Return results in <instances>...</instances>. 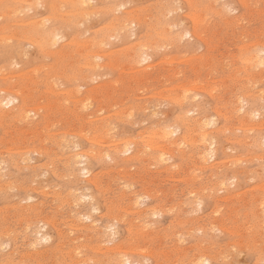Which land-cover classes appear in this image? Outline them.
<instances>
[{
  "label": "rangeland",
  "instance_id": "obj_1",
  "mask_svg": "<svg viewBox=\"0 0 264 264\" xmlns=\"http://www.w3.org/2000/svg\"><path fill=\"white\" fill-rule=\"evenodd\" d=\"M46 1L0 0V99L21 91L0 109V264H108L104 251L122 244L130 264H193L201 256L208 264H264V66L249 65L264 48V0ZM126 17L134 22L122 28ZM46 28L63 38L52 43ZM238 103L260 112L243 129L237 118L247 112L237 113ZM21 104L38 114L23 118ZM197 117L207 120L202 131L215 130L217 154L209 161L182 147L180 132L168 137L179 140L177 148L160 138L178 119ZM131 139L137 142L125 151ZM151 141L167 149L158 162Z\"/></svg>",
  "mask_w": 264,
  "mask_h": 264
},
{
  "label": "bare ground",
  "instance_id": "obj_2",
  "mask_svg": "<svg viewBox=\"0 0 264 264\" xmlns=\"http://www.w3.org/2000/svg\"><path fill=\"white\" fill-rule=\"evenodd\" d=\"M50 1V0H49ZM49 1L47 0L46 2H48L47 4H49ZM55 1V0H54ZM53 1V3H55ZM57 1V0H56ZM63 1V0H62ZM89 1H91V0H78V2H79V5L80 6H82V7H84V6H86L87 4H88V2ZM110 1V0H109ZM108 1V2H109ZM125 1V0H124ZM182 1V0H181ZM217 1V0H216ZM30 1H28V3H29ZM50 2H52V1H50ZM57 2H59V1H57ZM75 2V1H74ZM172 2V1H171ZM91 3V2H90ZM211 3V2H210ZM245 3V2H244ZM44 4H46V3H44ZM68 4H71V3H68ZM121 4H123V3H121ZM161 4V3H160ZM14 5H16V4H14ZM35 4H33V6H34ZM61 5V4H60ZM73 4H71V5H69L70 7L72 6ZM78 5V6H79ZM92 5V4H91ZM116 5V4H115ZM126 5V4H125ZM173 5H174V3H173ZM23 6V5H22ZM25 6V5H24ZM30 6V5H29ZM69 6H68V8H69ZM79 6V7H80ZM95 6V5H94ZM94 6L92 7V9L94 8ZM97 6V5H96ZM101 6V5H100ZM170 6H172V5H170ZM16 7V6H15ZM56 7V6H55ZM58 7V6H57ZM56 7V8H57ZM78 7V9H80ZM105 7V6H104ZM113 7V6H112ZM164 7V6H163ZM231 7V6H230ZM6 8V7H5ZM23 8V7H22ZM66 8V7H65ZM72 8V7H71ZM75 8V7H74ZM77 8V7H76ZM90 8H91V6H90ZM116 8V7H115ZM171 8H173V7H171ZM54 9V7H53V5H52V9L51 10H53ZM57 9H59V7L57 8ZM57 9H55V10H57ZM137 9V8H136ZM229 9V8H228ZM48 10H49V8H48ZM65 10H67V8L65 9ZM64 10V13H66V12H68V11H65ZM106 10H107V8H106ZM164 10H166V9H164ZM18 11H19V9H18ZM57 11H59V10H57ZM74 11H76V10H74ZM80 11V10H79ZM78 11V12H79ZM87 11V10H86ZM95 11V10H94ZM108 11V10H107ZM106 11V12H107ZM119 11V10H118ZM48 12H51V11H48ZM71 12H73V9L71 10ZM84 13L85 12V9H84V12H83V10H81L80 11V15H83L84 16V14H82V13ZM88 12V11H87ZM90 12V11H89ZM88 12V13H89ZM92 13H93V11H91ZM114 12V11H113ZM112 12V13H113ZM138 12V11H137ZM137 12H136V14H137ZM222 12V11H221ZM52 13H54V12H52ZM63 13V12H62ZM131 13V12H130ZM230 13V12H229ZM12 13H10V15H11ZM16 14V13H15ZM73 14V13H72ZM72 14H70V15H72ZM95 14V13H94ZM124 14H125V12H124ZM133 14V13H132ZM139 14V13H138ZM137 14V15H138ZM195 14V13H194ZM37 15V14H36ZM59 15V14H58ZM65 15H67V14H65ZM74 15V14H73ZM79 15V16H80ZM114 15H115V13H114ZM141 15V14H140ZM169 15V14H168ZM75 16H76V14H75ZM82 16V17H83ZM119 16V15H118ZM126 16V15H125ZM165 16V15H164ZM70 17V16H69ZM85 17V16H84ZM89 17V16H88ZM116 17V16H115ZM193 17H197L196 15L195 16H193ZM61 18H63V16L61 15ZM75 19H79V17L77 16V18L76 17H74ZM122 18V17H121ZM171 18V17H170ZM35 19V18H34ZM118 19V18H117ZM116 19V20H117ZM146 19V18H145ZM192 19V18H191ZM197 19V18H196ZM196 19H194V20H196ZM43 20L44 19H42V20H38V22L39 21H42L43 22ZM87 20V19H86ZM123 20V19H122ZM121 20V21H122ZM158 20V19H157ZM160 20V19H159ZM158 20V21H159ZM204 20V19H203ZM24 21H26V20H24ZM28 21V20H27ZM26 21V22H27ZM34 21V20H33ZM69 21V20H68ZM77 21V20H76ZM80 21V20H79ZM81 21H82V19H81ZM90 21V20H89ZM131 21H133L134 22V20H131V19H129V18H125L124 20H123V22H122V25H120V26H122V28L123 27H125L128 23H131ZM17 22V21H16ZM37 22V23H38ZM74 22H75V20H74ZM119 22V21H118ZM175 22V21H174ZM18 23H21V24H23L22 22H18ZM36 23V24H37ZM44 23V22H43ZM62 23V22H61ZM68 23V22H67ZM161 23V22H160ZM180 23V22H179ZM197 23H198V21H197ZM196 23V24H197ZM26 24V23H25ZM72 24H74V23H72ZM76 25H77V23H75ZM120 24V23H119ZM195 24V25H196ZM55 25V24H54ZM118 25V24H117ZM34 26V25H33ZM51 26H53L52 24H51ZM112 26H113V24H112ZM115 26V25H114ZM152 26V25H151ZM197 26L198 25H196V28H197ZM12 27H13V25H12ZM129 27V26H128ZM55 28V27H54ZM110 28H111V26H110ZM113 28V27H112ZM111 28V29H112ZM62 29V28H61ZM102 29V28H101ZM106 29V28H105ZM110 29V30H111ZM168 29H169V27H168ZM170 29H172V27L170 28ZM17 30V29H16ZM91 30V29H90ZM116 30V29H115ZM114 30V31H115ZM176 30V29H175ZM83 31V30H82ZM97 31V30H96ZM158 31V30H157ZM18 32V31H17ZM45 32V33H44ZM78 32V31H77ZM94 32H95V30H94ZM98 32V31H97ZM101 32V31H100ZM168 32V31H167ZM34 33V32H33ZM36 33V32H35ZM42 33H44V37L47 39V40H51L52 41V43H56L59 39H57V36H59L60 37V39L61 38H63V35H61L59 32H57L56 30H53L52 28H46V30L45 31H43ZM87 33V32H86ZM105 33V32H104ZM111 33V32H110ZM113 33V32H112ZM134 33V32H133ZM159 34V33H158ZM189 34H191V32H189ZM13 35H17L16 34V32H14V34ZM13 35H10L11 37H13ZM42 35V34H41ZM192 35V34H191ZM1 36H2V33H1ZM9 36V37H10ZM20 36H21V34H20ZM19 36V37H20ZM25 36V35H24ZM76 36V35H75ZM105 36H107V35H105ZM111 36V35H110ZM163 36V35H162ZM165 36V35H164ZM188 36V35H187ZM17 38H18V35L16 36ZM175 37V36H174ZM31 38V40L33 39L32 37H30ZM38 38V37H37ZM77 38V37H76ZM80 38V37H79ZM91 38V37H90ZM89 38V39H90ZM111 38V37H110ZM182 38V37H181ZM7 39V38H6ZM11 39V38H10ZM22 39V38H21ZM23 39H24V37H23ZM29 39V38H28ZM82 39V38H81ZM94 39V38H93ZM99 39V38H98ZM151 39V38H150ZM1 40V39H0ZM9 40V39H8ZM31 40H30V42H31ZM34 40V39H33ZM36 40L37 39H35V42H36ZM104 40V39H103ZM38 41H41V40H38ZM75 41V40H74ZM3 41H1V43H2ZM67 42V41H66ZM87 42V41H86ZM85 42V43H86ZM144 42V41H143ZM179 42V41H178ZM258 42H260V41H258ZM34 43V42H33ZM38 43V42H37ZM74 43V42H73ZM79 43V42H78ZM92 43V42H91ZM96 43H98V41L96 42ZM100 43V42H99ZM155 43V42H154ZM261 43H262V41H261ZM80 44H81V42H80ZM135 44V43H134ZM161 44V43H160ZM254 44L255 43H253V46L252 47H254ZM263 44V43H262ZM47 45V44H46ZM70 45V44H69ZM74 45V44H73ZM82 45V44H81ZM85 45V47H86V45H90L89 43H87V44H84ZM83 45V46H84ZM99 45V44H98ZM136 45V44H135ZM137 45H140L139 43L137 44ZM149 45V44H148ZM165 45V44H164ZM264 45V44H263ZM244 46V45H243ZM79 47V46H78ZM85 47H83L82 48V46H81V48L82 49H85ZM90 46H88V47H86V48H89ZM52 47H50V49H51ZM134 48H135V46H134ZM65 49V48H64ZM90 49V48H89ZM88 49V50H89ZM111 49V48H110ZM250 49V48H249ZM78 50V49H77ZM80 50V49H79ZM101 50H103V49H101ZM105 50V49H104ZM118 50V49H117ZM122 50V49H121ZM247 50V49H246ZM48 51V50H47ZM54 52V51H53ZM66 52V51H65ZM80 52H81V50H80ZM84 52V51H83ZM90 52V51H89ZM105 52V51H104ZM112 52V51H111ZM127 52V51H126ZM125 52V53H126ZM135 52V51H134ZM150 52V51H149ZM91 53V52H90ZM96 53V52H95ZM98 53V52H97ZM102 53V52H101ZM128 53H129V51H128ZM249 53H250V51H249ZM66 54V53H65ZM81 54V53H80ZM109 54V53H108ZM142 54H144L143 52H142ZM147 54V53H146ZM146 54H144L143 56L145 57V55ZM139 55V54H138ZM141 55V54H140ZM138 56L139 58L141 57V56ZM241 55V54H240ZM66 56V55H65ZM111 56V55H110ZM197 56V55H196ZM246 56V55H245ZM95 56H93V58H94ZM109 57V56H108ZM112 57V56H111ZM148 57H150V56H148V54H147V59H148ZM250 57V56H249ZM89 58V57H88ZM137 58V57H136ZM138 58V59H139ZM142 58V57H141ZM237 58H238V56H237ZM247 58H248V56H247ZM247 58H245L244 59V57H243V61L244 60H246ZM145 60H146V58H144ZM144 59H142V60H144ZM6 60V59H5ZM81 60V59H80ZM93 60V59H92ZM96 61V60H95ZM109 61H110V59H109ZM247 61V60H246ZM83 62V61H82ZM89 64H87L88 65V67L90 66V62L89 61H87ZM92 62V61H91ZM127 62H129L128 60H127ZM248 62V61H247ZM249 62H250V64L249 65H252L254 68H262L261 66H264V48H261V49H258V50H254V52L251 54V57L249 58ZM112 63V62H111ZM144 63V62H143ZM86 64V63H85ZM104 64V63H103ZM133 64V63H132ZM136 64V63H135ZM83 65H84V63H83ZM86 65V66H87ZM106 65H107V63H106ZM140 65V64H139ZM138 65V66H139ZM142 65V64H141ZM144 65V64H143ZM149 65V64H148ZM153 65V64H152ZM248 65V66H249ZM92 66V65H91ZM95 66V65H94ZM111 66V65H110ZM134 66V65H133ZM247 65H245V67H246ZM93 67V66H92ZM251 67V66H250ZM149 68V67H148ZM248 68V67H247ZM95 69H96V67H95ZM244 69V68H243ZM246 69V68H245ZM135 70H137L136 68H135ZM247 70V69H246ZM89 71V70H88ZM250 73V72H249ZM235 75V74H234ZM2 77H4L3 75H1ZM85 76V75H84ZM93 77V76H92ZM98 77V76H97ZM242 77V76H241ZM256 78H257V74H256ZM34 79V78H33ZM50 79V78H49ZM89 79V78H88ZM140 79V78H139ZM249 79V78H248ZM7 80V79H6ZM51 80V79H50ZM91 80H92V78H91ZM144 80V79H143ZM86 81H87V79H86ZM195 83H196V81H195ZM198 83V82H197ZM251 83V82H250ZM51 85L53 84V83H50ZM183 84H185V83H183ZM189 84V83H188ZM246 84V83H245ZM248 85V83L246 84V86ZM54 86V85H53ZM177 86V85H176ZM198 86V85H197ZM239 86V85H238ZM242 86V85H241ZM16 87V86H15ZM200 87V86H199ZM2 88V87H1ZM189 88V87H188ZM191 88V87H190ZM5 89V88H4ZM10 89V88H9ZM9 89H7V86H6V89L5 90H9ZM12 90L11 91H14V90H18V89H15V88H11ZM14 89V90H13ZM51 89V88H50ZM54 89V88H53ZM71 90V89H70ZM10 91V90H9ZM190 91V90H189ZM2 92V91H1ZM18 92L19 91H17L16 93H17V95L16 96H8V97H4V98H1L0 99V109L2 108V105H14L15 104V102H18L19 101V98H20V94H18ZM260 92V91H259ZM19 93H21V91L19 92ZM184 93V92H183ZM186 93H189L188 91L186 92ZM185 93V94H186ZM258 93V92H257ZM151 95V94H150ZM167 97V96H166ZM262 97V96H261ZM170 98V97H169ZM173 98H175V96L173 97ZM187 98V97H186ZM241 98V97H240ZM195 99V98H194ZM23 100V99H22ZM176 100V99H175ZM182 100V99H181ZM89 101V100H88ZM86 102V101H85ZM85 102H83V103H85ZM183 102V101H182ZM236 104L237 103V100H234L233 102H232V104ZM240 103H241V101H240ZM240 103H238L239 105H240ZM244 103V102H243ZM78 104V103H77ZM89 104V103H88ZM85 105V104H84ZM233 105L234 107H238L235 111L237 112H242V111H245V112H247L246 114H245V116L243 117V118H241V117H238L237 118V122H238V124H239V126L238 127H240L239 129H243L244 127H247L248 125H249V121L252 119V118H254V117H257L258 115H260V112H259V110H254V108L252 109V110H248V108H246V110H245V106L242 104V105ZM26 106H28V105H26ZM26 106L24 107L23 106V104H21V106L20 107H18V108H20L21 109V115H22V117L23 118H27V116H29L28 114L32 111H34L36 114H38V112L36 111V109H33V108H26ZM76 106H78V105H76ZM86 106V105H85ZM205 106V105H204ZM16 106H14V107H12V108H15ZM29 107V106H28ZM78 107H80V106H78ZM78 107H77V109H78ZM89 107V106H88ZM191 107V106H190ZM234 107H232L233 109H234ZM252 107V106H251ZM76 109V108H75ZM241 109H243V110H241ZM186 110V109H185ZM184 110V111H185ZM191 110L192 109H190V112H191ZM121 111V110H120ZM120 111H118V112H120ZM157 111V110H156ZM183 111V112H184ZM188 111V110H187ZM194 111V110H193ZM193 111H192V114H193ZM77 112H78V110H77ZM101 112V111H100ZM155 112V111H154ZM183 112H182V114H183ZM189 111L188 112H186V113H190ZM234 111H232V113H233ZM237 112V113H238ZM219 113V112H218ZM132 114H133V112H132ZM131 113H130V116L132 115ZM181 114V115H182ZM191 114V113H190ZM191 114V115H192ZM4 114H2L1 116H3ZM123 115V114H122ZM189 115V114H188ZM185 116H186V114H185ZM92 117V116H91ZM97 117V116H96ZM184 117V116H183ZM191 117V116H190ZM195 117V116H194ZM207 116H205L204 115V117L203 118H206ZM210 117V116H209ZM208 117V118H209ZM86 118V117H85ZM212 118V117H211ZM207 119V118H206ZM213 119V121H211ZM212 119H210V121L211 122H213L214 124H215V122H216V119L214 120V117L212 118ZM86 120V119H85ZM91 120H92V118H91ZM125 120V119H124ZM205 119H203L202 120V118H200V117H197V118H189V119H187V118H183L182 120H180V119H178L177 120V124H176V126L172 129V127H165L164 129H161V131H163L162 133H161V135L159 134V132L157 133L156 132V134H157V136H158V134L160 135V138L162 139V137H163V134H164V137L166 138L167 137V139H168V137L169 136H172L173 134H176L177 135V133H181V135L179 136V140H180V142H178L177 140V142L181 145V143H183V144H186V145H188L189 147L191 146V147H194V148H198V152H199V155H200V157L198 158V159H200V158H202L201 159V161L203 160V159H206V161L208 160L207 159V157H209V158H214V157H216V151H217V148H216V140H215V135L213 134L214 133V131L215 130H213V131H208V132H206V130L205 131H202V128H203V125H207V127H208V124L207 123H205V121H207V120H205ZM209 120V119H208ZM210 121H208V122H210ZM176 123V122H175ZM108 124H109V122H108ZM210 124V123H209ZM214 124H212V125H214ZM248 124V125H247ZM252 124H253V122H252ZM261 124H264V122L263 123H261ZM261 124H259V127H263V126H260ZM167 125H169L168 123H167ZM172 124H170V126H171ZM97 126V125H96ZM111 127V126H110ZM162 127V126H161ZM206 127V128H207ZM210 127H212V126H210ZM215 127V126H214ZM252 127V129H253V127L254 126H251ZM200 128H201V130H200ZM227 128H228V126H227ZM234 128V127H233ZM232 128V129H233ZM208 129V128H207ZM214 129V128H213ZM231 129V128H230ZM156 130V129H155ZM234 130V129H233ZM248 129H244V131L246 132ZM153 131V130H152ZM157 131H159V130H157ZM202 131V132H201ZM225 131V130H224ZM104 132V131H103ZM111 132V131H110ZM193 132H198L197 134H199L200 135V139H199V142H197V141H195L194 139L197 137V136H199V135H197L194 139L192 138V136H194V135H192V133ZM144 133V132H143ZM143 133H141V134H143ZM224 133H226V132H224ZM140 134V137L142 136ZM193 134H195V133H193ZM259 134V133H258ZM65 135V134H64ZM63 135V136H64ZM97 135V134H96ZM105 135V134H104ZM144 135V134H143ZM147 135V134H146ZM149 135V134H148ZM192 135V136H191ZM107 136V135H106ZM162 136V137H161ZM173 136H175V135H173ZM86 137V136H85ZM92 137H93V134H92ZM101 137V136H100ZM144 138H145V135L143 136ZM159 137V136H158ZM91 138V137H90ZM107 138V137H106ZM143 138V139H144ZM173 137H170V139H172ZM96 139V138H95ZM103 139V138H102ZM101 139V140H102ZM118 139V138H117ZM120 139V138H119ZM142 139V140H143ZM146 139H148V138H146ZM170 139H168V141L167 142H169L170 141ZM197 139V138H196ZM64 140V139H63ZM69 140V139H68ZM115 140V139H114ZM122 139H120V141H121ZM141 140V139H140ZM150 140V139H149ZM159 140V138L157 139V141ZM162 140H164V138L162 139ZM161 140V142H163V143H166V142H164V141H162ZM240 140V139H239ZM93 141V140H92ZM116 141H118V140H116ZM129 141H131V142H129ZM129 141H127V144H125V140L123 141L124 143H123V145H127V147H126V149H125V151H129L132 147V145L130 146V144L132 143L133 144V142L134 141H132V139L131 140H129ZM154 141H155V139H154ZM157 141H155L156 143H158ZM176 141H170V143H168L169 145L170 144H174V147L178 144ZM63 142V141H62ZM61 142V143H62ZM114 142V141H113ZM135 142H137V141H135ZM134 142V143H135ZM143 142V141H142ZM147 141H145V143H146ZM150 142V141H149ZM175 142H176V144H175ZM75 143V142H74ZM110 143H112V142H110ZM116 143V142H115ZM118 143H120V142H118ZM118 143H116L117 144V148H118ZM141 143V142H140ZM144 143V142H143ZM144 143V144H145ZM154 143V142H153ZM250 143V142H249ZM58 144H59V142H58ZM101 144V143H100ZM168 144H165V145H168ZM207 144H209V145H207ZM59 145H61V144H59ZM148 145V144H147ZM159 145V144H158ZM62 146V145H61ZM119 146H120V144H119ZM122 146V145H121ZM135 146V145H134ZM143 146V152H144V145H142ZM141 146V147H142ZM179 146V145H178ZM177 146V147H178ZM182 146V145H181ZM185 145H183L182 147H184ZM188 146H187V148H188ZM219 146V145H218ZM93 147V146H92ZM113 147V146H112ZM116 147V146H115ZM140 147V148H141ZM145 147H146V145H145ZM173 147V146H172ZM177 147H175V148H177ZM114 148V147H113ZM117 148H114V149H116L117 150ZM120 148H122V147H120ZM123 148H125V147H123ZM148 148H151V150H155V151H161L160 153H159V155L157 156V154H156V156H157V159L155 158L154 160H156L157 162L160 160H158V157L160 158V156H163V154H165V153H167V149L166 148H164V146H163V144H161V146H157V144H152V141H151V143H149V147ZM148 148H146V149H148ZM180 148V147H179ZM201 150H200V149ZM181 149V148H180ZM180 149H179V151H180ZM184 149V148H183ZM85 150V149H84ZM116 150H114V152L115 153H117L116 152ZM118 150H120V149H118ZM117 150V151H118ZM185 150H186V148H185ZM194 150V149H193ZM133 151V150H132ZM138 151H139V148H138ZM137 151V152H138ZM142 151V150H141ZM146 151V150H145ZM150 150L148 149V151H146V152H149ZM189 151V150H188ZM84 152V151H83ZM120 152H121V150H120ZM122 152H124L123 150H122ZM145 152V153H146ZM171 151H168V153H170ZM183 151H182V149H181V153H182ZM185 152V151H184ZM95 153V152H94ZM93 153V154H94ZM103 153V152H102ZM129 153H131V152H129ZM145 153H144V155H145ZM80 154V153H79ZM78 154V155H79ZM97 154H98V152H97ZM110 154H112V153H109V155ZM118 154V153H117ZM117 154L115 155V157H117ZM142 154V153H141ZM140 153H139V155H141ZM161 154V155H160ZM185 154V153H184ZM189 154V153H188ZM190 154L191 155H193L191 152H190ZM195 154V153H194ZM77 155V156H78ZM90 155V154H89ZM101 154H99V156H100ZM114 155V154H113ZM112 155V156H113ZM130 155V154H129ZM143 155V154H142ZM168 155V154H167ZM169 155H171V154H169ZM198 155V156H199ZM23 156V155H22ZM74 156H76V155H74ZM81 157H83L82 156V154L80 155ZM86 156H88V153L86 152ZM118 156H119V154H118ZM121 156V155H120ZM123 156V155H122ZM131 156V155H130ZM129 156V157H130ZM155 156V157H156ZM165 156V155H164ZM183 156V155H182ZM186 155H184V157H185ZM195 156V155H194ZM237 156H239V155H237ZM243 156V155H242ZM257 157H258V155H256ZM134 157H138L137 156V154H135L134 155ZM141 157V156H140ZM231 157H233L232 155H231ZM30 158V157H29ZM76 158V157H75ZM74 157H72L71 159H75ZM78 158H79V156H78ZM113 158V157H112ZM144 158V157H143ZM253 158V157H252ZM255 158V157H254ZM264 158V157H263ZM80 159V158H79ZM82 159V158H81ZM127 159H129V158H127ZM131 159V158H130ZM138 159H140L141 160V158H139L138 157ZM149 159V158H148ZM163 160H164V158H162ZM161 159V161H163ZM237 159V158H236ZM235 159V160H236ZM261 159V158H260ZM76 160H78V159H76ZM137 160V159H136ZM139 160V161H140ZM195 160H197V159H195ZM238 160H239V158H238ZM237 160V161H238ZM263 160V159H262ZM71 161V160H70ZM69 161V162H70ZM160 161V162H161ZM165 161V160H164ZM163 161V163H167V160L164 162ZM201 161L199 160V162L201 163ZM206 161H204L206 164L208 163V162H206ZM209 161V160H208ZM236 161V162H237ZM243 161V160H242ZM245 161V160H244ZM78 162H79V160H78ZM77 161H75L74 162V164H73V162H70V163H72L73 164V166H75L76 165V163H78ZM82 162V161H81ZM80 162V163H81ZM151 163H154L155 161H150ZM156 162V163H157ZM197 162H198V160H197ZM259 162V161H258ZM69 163V164H70ZM80 163H78V164H80ZM83 163H85L84 161L82 162V164ZM155 163V164H156ZM162 163V162H161ZM232 163H234V161L232 162ZM23 164V163H22ZM71 164V165H72ZM77 164V165H78ZM81 164V165H82ZM154 164V165H155ZM199 164V163H198ZM209 164H211V163H209ZM230 164V163H229ZM80 165V166H81ZM149 165V164H148ZM157 165H160V164H157ZM175 165V164H174ZM168 166V165H167ZM200 166V165H199ZM205 166H208V164L207 165H205ZM219 166V165H218ZM217 166V164H216V166H214L215 168H213V171L214 170H216V169H218L219 167ZM171 167V166H170ZM193 167V166H192ZM195 167V166H194ZM193 167V168H194ZM198 167V166H197ZM201 167V166H200ZM209 167V166H208ZM26 168V167H25ZM168 169H170L169 167H167ZM166 168V170H168ZM196 168V167H195ZM194 168V169H195ZM202 168V167H201ZM200 168V169H201ZM203 168H204V165H203ZM86 172L85 173H90V170H89V168L88 167H84L83 168ZM5 170V169H4ZM82 170V169H81ZM84 170H82V171H84ZM189 171V170H188ZM194 171V170H193ZM129 172V171H128ZM197 172V171H196ZM251 172V171H250ZM249 172V173H250ZM83 173V172H82ZM248 173V172H247ZM130 174V173H129ZM215 174V173H214ZM260 174V173H259ZM88 175V174H87ZM194 176V175H193ZM36 177V176H35ZM34 178V177H33ZM233 178H234V176H233ZM223 179V181L224 180H226V179H224V177L222 178ZM222 179H221V181H222ZM235 179H236V176H235ZM235 179H234V181H235ZM111 180V179H110ZM251 180V179H250ZM264 180V179H263ZM8 181V180H7ZM10 181V180H9ZM90 181H93L94 182V184L95 183H98L97 182V178L94 176V177H92L91 179H90ZM220 181V180H219ZM34 182H35V180H34ZM226 182V181H225ZM264 182V181H263ZM109 183V182H108ZM222 184V183H221ZM225 183H223L222 185H224ZM12 185H13V183H12ZM222 185H219V186H221L222 187ZM226 185V184H225ZM262 185V184H261ZM5 186V185H4ZM263 186V185H262ZM8 187V186H7ZM31 187V186H30ZM36 187H38L39 188V186H36ZM35 187V188H36ZM45 187V186H44ZM225 187V186H224ZM223 187V188H224ZM4 188V187H3ZM24 188V187H23ZM48 188V187H47ZM125 188H126V185H125ZM129 188V187H128ZM72 189V188H71ZM82 189V188H81ZM222 189V188H221ZM225 189V188H224ZM42 190V189H41ZM87 190V189H86ZM259 190V189H258ZM36 191V190H35ZM46 191H47V189H46ZM216 191V190H215ZM222 191V190H221ZM43 192H44V189H43ZM48 192V191H47ZM78 192V191H77ZM153 192V191H152ZM238 192H239V190H238ZM8 193V192H7ZM30 193V192H29ZM61 193V192H60ZM222 193V192H221ZM85 194V193H84ZM126 194V193H125ZM136 194V193H135ZM216 194V193H215ZM224 194V193H223ZM29 195H31V194H29ZM87 195V194H86ZM130 195V194H129ZM133 195V194H132ZM191 195H192V193H191ZM32 196V195H31ZM73 196H74V194H73ZM84 196V195H83ZM121 196V195H120ZM127 196V195H126ZM172 196V195H171ZM129 197V196H128ZM134 198H135V196H133ZM198 197V196H197ZM224 197H226V196H224ZM54 198V197H53ZM131 198V197H130ZM138 198H141L140 196H138ZM34 199V198H33ZM197 199V198H196ZM32 200V199H31ZM134 200H136V199H134ZM134 200H132V201H134ZM131 201V202H132ZM233 201V200H232ZM54 202V201H53ZM136 202V201H135ZM137 202H139V201H137ZM136 202V203H137ZM42 203V202H41ZM136 203H135V205H136ZM194 203V202H193ZM133 204V203H132ZM132 204H129V205H132ZM264 204V203H263ZM39 205V204H38ZM73 205V204H72ZM197 205V204H196ZM200 205V204H199ZM134 205H132V207H133ZM131 207V206H130ZM136 207H138L137 205H136ZM26 208H27V206H26ZM100 208V207H99ZM134 208V207H133ZM263 208V207H262ZM24 209H25V207H24ZM58 209V208H57ZM236 209V208H235ZM125 210V209H124ZM158 210V209H157ZM96 211V210H95ZM134 211V210H133ZM214 211V210H213ZM216 211V210H215ZM257 211V210H256ZM140 212V211H139ZM222 212V211H221ZM72 213V212H71ZM84 214H85V212H83ZM83 213H80L81 215L83 214ZM137 213V212H136ZM143 213H147L146 211H144ZM230 213V212H229ZM246 213V212H245ZM138 214V213H137ZM214 214H217V213H214ZM71 215V214H70ZM139 217H141V215H144L145 217H147V214H142L141 212L139 213ZM156 215V214H155ZM154 215V216H155ZM231 215H232V213H231ZM259 215V214H258ZM89 216H90V214H89ZM125 216V215H124ZM144 216L142 217V218H144ZM160 216H161V214H160ZM51 217V216H50ZM76 217H79V216H76ZM81 217V216H80ZM85 216H83L82 215V218H80V219H82V220H84L83 218H84ZM86 218V217H85ZM87 218H89L88 216H87ZM124 218V217H123ZM225 218V217H224ZM73 219V218H72ZM80 219L78 220L79 222L78 223H80ZM141 219V218H140ZM195 219V218H194ZM201 219V218H200ZM53 220V219H52ZM76 220H77V218H76ZM85 220H87V219H85ZM133 220V219H132ZM257 220V219H256ZM75 221V220H74ZM93 221V220H92ZM95 221V220H94ZM136 221V220H135ZM180 221H181V219H180ZM185 221V220H184ZM196 221V220H195ZM198 221V220H197ZM143 222V221H142ZM152 222V221H151ZM177 222V221H176ZM213 222V221H212ZM93 223V222H92ZM94 223H96V222H94ZM74 224V223H73ZM146 224V223H145ZM211 224V223H210ZM213 224V223H212ZM211 224V225H212ZM247 224V223H246ZM48 225V224H47ZM84 225V224H83ZM106 225V224H105ZM198 226H199V224H197ZM206 225V224H205ZM209 225V224H208ZM255 225V224H254ZM93 226V225H92ZM95 226V225H94ZM141 226V225H140ZM203 226V225H202ZM210 226V225H209ZM213 226V225H212ZM26 227H28L27 225H26ZM83 227V226H82ZM142 227V226H141ZM145 227H146V225H145ZM200 227V226H199ZM198 227V229H200ZM107 228V227H106ZM155 228V227H154ZM176 228V227H175ZM202 229H203V227H201ZM206 228V227H205ZM218 228V227H217ZM91 229V228H90ZM108 229V228H107ZM138 229V228H137ZM145 229V228H144ZM196 229H197V227H196ZM251 229V228H250ZM10 230V229H9ZM102 230V229H101ZM130 230L132 231V228H130ZM129 230V231H130ZM201 230V229H200ZM249 230V229H248ZM260 230V229H259ZM151 231V230H150ZM103 232H104V230H103ZM5 233V232H4ZM33 233V232H32ZM106 233V232H105ZM104 233V234H105ZM142 233V232H141ZM149 233V232H148ZM188 234V233H187ZM211 234V233H210ZM12 235V234H11ZM45 235V234H44ZM113 235V234H112ZM111 235V236H112ZM148 235V234H147ZM154 235V234H153ZM225 235V234H224ZM250 235V234H249ZM262 236H263V234H261ZM41 236V235H40ZM39 236V237H40ZM110 236V235H109ZM110 236V237H111ZM149 236V235H148ZM161 236H163V235H161ZM215 236H216V234H215ZM138 237V236H137ZM168 237V236H167ZM178 237V236H177ZM249 237V236H248ZM45 237H43L42 239H44ZM52 238V237H51ZM37 239V238H36ZM39 239V238H38ZM41 239V238H40ZM41 239V240H42ZM50 239V238H49ZM73 239H75V238H73ZM81 239V238H80ZM147 239V238H146ZM48 240V239H47ZM51 240V239H50ZM144 240V239H143ZM9 241V240H8ZM31 241V240H30ZM43 241H45V240H43ZM74 241V240H73ZM111 241V240H110ZM109 241V242H110ZM113 241H114V239H113ZM130 241V240H129ZM145 241V240H144ZM241 241V240H240ZM239 241V242H240ZM261 241V240H260ZM150 242V241H149ZM237 242V241H236ZM238 242V243H239ZM257 242V241H256ZM255 242V243H256ZM103 243V242H102ZM106 243H107V241H106ZM111 243V242H110ZM201 243V242H200ZM254 243V242H253ZM8 244V243H7ZM37 244V243H36ZM35 244V245H36ZM213 244V243H212ZM40 245V244H39ZM82 245V244H81ZM99 245V244H98ZM123 245V244H122ZM122 245H114L112 248H107L104 252V254H105V257L107 258V263L108 264H130L132 261H131V258L127 255V248L125 249V251H124V246H122ZM2 247V246H1ZM91 247V246H90ZM129 247V246H128ZM192 247V246H191ZM235 247V246H234ZM79 248V247H78ZM131 249H132V247H130ZM130 248H129V251H132V250H130ZM134 248V247H133ZM226 248H228V247H226ZM52 249H54V248H52ZM134 249H136V248H134ZM142 249V248H141ZM144 249H146V248H144ZM203 249V248H202ZM254 249H256V248H254ZM2 250V249H1ZM0 250V251H1ZM5 250V249H4ZM77 250V249H76ZM79 250V249H78ZM77 250V251H78ZM3 251V250H2ZM12 251V250H11ZM11 251H9V252H11ZM42 251V250H41ZM97 251V250H96ZM134 251V250H133ZM142 251H144V250H142ZM141 251V252H142ZM149 250H147V251H145V253H147V254H149V252H148ZM152 251V250H151ZM258 251V250H257ZM54 252V251H53ZM33 253H34V251H33ZM144 252H142V254H145ZM152 252H150V254H151ZM30 254V253H29ZM72 254V253H71ZM157 254V253H156ZM184 254V253H183ZM232 254V253H231ZM79 255V254H78ZM152 255V254H151ZM155 254H153V256H154ZM185 255V254H184ZM217 255V254H216ZM226 255V254H225ZM16 256V255H15ZM23 256V255H22ZM41 256V255H40ZM90 256V255H89ZM200 256V255H199ZM204 256V255H203ZM211 256V255H210ZM100 257V256H99ZM98 257V258H99ZM105 258V259H106ZM154 258H156V257H154ZM208 257H206V258H202V256L201 257H198L195 261H193L194 263L193 264H199V262L200 261H207V264H208V262H209V259H207ZM21 259V258H20ZM84 260H85V258H83ZM100 259H102V261H103V259L104 258H100ZM104 259V260H105ZM133 259V258H132ZM150 259V258H149ZM220 259V258H219ZM79 260V259H78ZM86 260H88V259H86ZM91 261H93V259L91 258L90 259ZM98 261H99V259H97ZM96 260V262H98ZM138 260V259H137ZM73 261H75V260H73ZM6 262H8V261H6ZM23 262V261H22ZM79 262V261H78ZM87 262V261H86ZM90 262V261H89ZM76 263V262H75ZM134 263H135V261H134ZM181 263V262H180ZM81 264H83V261L81 262ZM86 264V263H85Z\"/></svg>",
  "mask_w": 264,
  "mask_h": 264
},
{
  "label": "snow or ice",
  "instance_id": "obj_3",
  "mask_svg": "<svg viewBox=\"0 0 264 264\" xmlns=\"http://www.w3.org/2000/svg\"><path fill=\"white\" fill-rule=\"evenodd\" d=\"M186 35H187V34H186ZM57 39H60V37L57 36ZM241 110H243V109H241ZM94 210H95V209H94ZM110 231H111V230H110ZM44 240H45V242H46V241H47V237H45ZM199 264H207V261H203V260H202V261L199 262Z\"/></svg>",
  "mask_w": 264,
  "mask_h": 264
}]
</instances>
